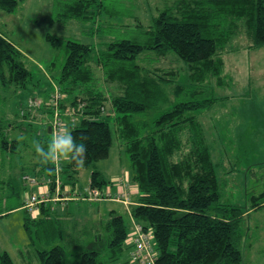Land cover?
<instances>
[{
	"label": "trees",
	"instance_id": "1",
	"mask_svg": "<svg viewBox=\"0 0 264 264\" xmlns=\"http://www.w3.org/2000/svg\"><path fill=\"white\" fill-rule=\"evenodd\" d=\"M17 4V0H0V10L12 13ZM54 6L55 18L62 22H88L105 10L104 0H54ZM230 19L242 21L250 39V50L264 47V0H184L165 7L151 18L144 41L116 39L98 52L91 45L72 39L45 36L53 48L60 45L64 48L65 59L54 80L62 98L70 101L73 117H68V126L74 139L86 145L82 165L64 159L62 180L75 191L79 170H91L88 187L101 190L107 186L96 164L109 155L112 128L104 118H113L114 131L123 142L131 168L130 181L138 193L130 217L152 231L154 264H245L240 247L241 224L247 211L245 207L221 203L217 164L212 161L198 118L202 114L198 112L210 109L220 99L212 95L210 86L214 80L219 85L224 78L222 52L236 32ZM145 53H154L156 60L174 54L186 65L185 82L179 83L172 71L142 68L137 59ZM93 66L102 71L103 80L113 87L111 93L108 86L106 90L98 87ZM32 80L23 54L0 33L1 85H13L25 92L29 91ZM169 84H174L175 101L161 111V104L167 103L165 88ZM44 106L52 114L49 101ZM153 111L159 113L152 115ZM45 128L46 132L36 138L43 144L51 138H43L45 134L48 136L50 127ZM13 129L11 124L0 123L3 158L16 155L17 138L13 133L9 136ZM26 170L39 178L54 177L51 160L41 164L37 158ZM25 172H21L20 180L11 177L6 180L2 172L0 218L20 207V196L26 189L22 176L28 175ZM122 181L129 183L125 178ZM251 200V209L260 208L264 205V192ZM57 208L42 206L36 218L23 209V229L29 243H35L31 225L43 233L42 237L37 236V242L43 245V249L36 250L37 264H70L65 246L54 244L46 249L56 240H62L63 228H68L53 219ZM44 214L47 215L43 217ZM103 224L107 233L105 247L99 251L84 246L73 264L119 263L129 238L128 225L115 211L108 213ZM97 239L96 236L94 240ZM0 264L14 263L7 252L0 251Z\"/></svg>",
	"mask_w": 264,
	"mask_h": 264
},
{
	"label": "rangeland",
	"instance_id": "2",
	"mask_svg": "<svg viewBox=\"0 0 264 264\" xmlns=\"http://www.w3.org/2000/svg\"><path fill=\"white\" fill-rule=\"evenodd\" d=\"M17 1L14 12L6 13L0 10V33L23 54L24 64L32 73L33 80L28 87V94L16 89L13 85L2 86L0 83V123H8L15 127V130L9 132V136L13 133L12 136L16 137L18 142L16 155H8L10 157L4 158L0 155V170L4 176L9 169L18 168L16 159L18 155H21V160L25 162V164L22 163V167L25 165V174L36 179L35 185H28L35 193L41 188L46 176L40 178L32 176L26 170L30 169L37 159L33 142L37 141L39 133L42 135L46 132L45 127L52 128L54 120H62L64 126H68V117H73V110L69 106L70 101L64 97L58 100L56 107L50 106L52 114L47 113V108L44 106L53 96L54 91L59 89L54 77L58 76L65 59L63 46L53 48L45 40V36L49 34L60 39H72L88 44L96 52L105 50L106 45L116 39L142 42L145 39L144 32L151 24V18L157 16L165 7H173L184 0H104V12L95 20L88 22L57 21L54 0ZM231 22L235 23L236 32L222 52L225 63L224 78L219 85L214 80L210 86L212 95L220 99L210 109L198 112L202 113L201 115L193 114L198 116L203 126L212 152V161L217 164L216 173L221 203L246 208L247 213L241 224L240 249L243 262L264 264V205L256 210L251 209L250 206L251 198L264 192V47L250 50V39L242 21L234 22L230 19ZM156 58L154 53H145L137 59V63L148 71L161 68L163 69L161 72H175L177 81L185 82L187 76L185 63L172 53L164 59L156 60ZM93 70L98 87L106 90L108 86L107 91L111 93L113 87L103 80L102 71L95 66ZM174 84H169L165 88L167 103L161 104V111L168 109L175 101L172 95ZM153 112L152 115L159 113ZM104 119L112 128V146L108 157L99 161L96 168L107 182L106 187L111 186L110 195L115 197L120 180L126 178L131 183L128 176L131 174V168L123 142L117 138L114 131L113 118ZM38 130L39 132H33ZM47 137H51V132H48V136L43 135V138ZM61 158L63 160V157ZM61 171L62 164L59 172L60 192L65 191V196L70 193L76 195L74 189L62 180ZM81 171L75 178V193L82 192V186L87 181L88 174H85V170ZM115 183L117 185L114 188ZM129 183L125 186L128 201L107 199L103 201L105 203L98 202L99 204L83 201L77 205H69L66 209L68 215H62L67 220L64 226L68 227L63 228L62 240H56L46 249L54 244L65 246L66 260L70 264L77 261L84 246L87 249L101 251L105 247L107 238L103 228V223L107 220L105 210L111 206L114 210L121 212L118 210L121 207L120 204L109 201L119 202L130 208L133 199L130 198L132 192ZM26 189L22 192L21 198ZM134 192L135 200L138 194L136 186H134ZM12 201L11 199L9 202ZM93 203L97 202L93 201ZM64 206L66 204L62 205ZM96 208L99 211L95 215ZM121 214L126 226L128 225L129 238L118 264H130L129 254L135 225L141 228L143 226L135 220L129 226L127 214L124 212ZM23 216V211L17 210L0 218V251H6L14 264H37L36 250L43 249V245L37 242V236L42 237L43 233L41 229L38 230L31 225L35 243H29L23 229ZM72 227L75 228L74 231L70 230ZM69 236L71 239L68 238ZM96 236L98 239L94 240ZM76 244L84 245L78 247Z\"/></svg>",
	"mask_w": 264,
	"mask_h": 264
},
{
	"label": "built area",
	"instance_id": "3",
	"mask_svg": "<svg viewBox=\"0 0 264 264\" xmlns=\"http://www.w3.org/2000/svg\"><path fill=\"white\" fill-rule=\"evenodd\" d=\"M59 89H56L53 96L49 99L51 107H56L58 100L61 98ZM55 116H57L55 114ZM71 121H74L73 119ZM64 123L62 120L56 119L53 122L52 128H50L51 137L57 133V131L63 130ZM54 168V177H46L43 180L41 188L35 193L29 186L35 185L36 179L28 175L22 176V180L25 182L26 191L22 196V208L27 214L36 218L40 215L41 207L45 206L49 202L65 204V201L70 198L65 196V191L60 192L61 182L59 178V172L61 170L62 158L60 156L50 159ZM38 184V183H37ZM36 184V185H37ZM52 186V187H51ZM117 194L115 197L110 195V187H103L101 190L94 188H86L83 192H77L74 197L85 201H105L107 199H116L122 202L128 201V194L125 192L126 183L122 180L118 183ZM51 192V195H50ZM61 194H60V193ZM132 248L130 250V264H154L155 249L153 247L152 231L145 230L143 227L135 225L134 233L131 239Z\"/></svg>",
	"mask_w": 264,
	"mask_h": 264
},
{
	"label": "clouds",
	"instance_id": "4",
	"mask_svg": "<svg viewBox=\"0 0 264 264\" xmlns=\"http://www.w3.org/2000/svg\"><path fill=\"white\" fill-rule=\"evenodd\" d=\"M34 152L41 164H46L50 159L66 157L75 163L82 165L86 153V145L83 142H76L70 126L57 131L46 144L34 141Z\"/></svg>",
	"mask_w": 264,
	"mask_h": 264
},
{
	"label": "crops",
	"instance_id": "5",
	"mask_svg": "<svg viewBox=\"0 0 264 264\" xmlns=\"http://www.w3.org/2000/svg\"><path fill=\"white\" fill-rule=\"evenodd\" d=\"M26 92V94H28V92L29 91H25ZM64 159H66V157H63V160ZM16 161H17V166L16 167H18V168H15V169H13V170H11V169H9L8 171H7V173H6V175H2V178L4 177V179L6 178V180L7 179H10V177L11 178H14V179H19L20 180V177H21V172H24V166L25 165H23V167H22V163H24L25 164V162H23L22 160H21V158H17L16 159ZM18 161H22V162H20V163H18ZM4 163H5V159H4ZM11 166H9V168H10ZM13 167H15V165L13 166ZM21 167V168H20ZM97 169V168H96ZM88 171V172H87ZM99 171V170H98ZM82 171L81 170H79V172H78V174H77V176H79V174L81 173ZM85 174H88V177H87V181H86V183L82 186V189L81 190H85L86 188H88V184H89V173L91 172V170H85ZM100 172V171H99ZM28 173V172H27ZM101 173V172H100ZM129 176V175H128ZM126 179V178H125ZM17 181L19 184H18V189L21 191V189H22V187H21V183H20V181ZM119 181V180H118ZM120 182V181H119ZM117 184L115 183V184H113V187L115 188V186H116ZM129 185L131 186V195H130V198L131 199H133V201H132V205L130 206V208L132 207V206H135L136 205V197H135V200H134V196L135 195H133V192H134V184H132V183H129ZM133 185V186H132ZM113 188V189H114ZM136 191V190H135ZM76 191H74V194H76L75 193ZM69 193V192H68ZM135 193V192H134ZM5 195V193L3 192L2 193V196H4ZM68 197L70 198L69 200H67L68 202H65V204H66V206H64V207H58V202L57 203H53V202H49V203H47L46 204V206L48 205V207H50V209H52V208H57V210H55V215L53 216L54 218L53 219H55V220H57L60 224H61V226L66 222L67 223V220L65 219V217L63 218V216L62 215H64V216H67L68 214H67V211H66V209H68V207H69V205H77V204H79V203H81V202H79V199L77 198V197H74L73 196V193H70L69 195H68ZM110 203H117V204H120L121 205V207H119L118 208V210H120L121 212H124L125 214H127V217H128V223H129V226H130V223L132 224V222H134V220L130 217V208H128V207H125V206H123L121 203H119V202H113V201H109ZM100 203H105V202H100ZM61 204V203H60ZM92 204H99V203H92ZM100 209L104 212V210L100 207ZM17 210H21V211H23V213H24V210H23V208H22V198H21V196H20V207H17V208H15V209H13V210H11V211H9V213H11V212H13V211H17ZM98 208H96L95 209V215L98 213ZM110 211H115V212H117V213H119L121 216H122V214H121V212H118V211H116V210H114L111 206H109L108 208H106V210H105V212H106V214L108 215V213L110 212ZM9 213H7V214H9ZM7 214H5V215H7ZM4 215V216H5ZM47 214H44L43 215V217H45ZM61 220V221H60ZM96 220H97V216H96ZM65 223V224H66ZM6 252V251H5Z\"/></svg>",
	"mask_w": 264,
	"mask_h": 264
},
{
	"label": "water",
	"instance_id": "6",
	"mask_svg": "<svg viewBox=\"0 0 264 264\" xmlns=\"http://www.w3.org/2000/svg\"><path fill=\"white\" fill-rule=\"evenodd\" d=\"M48 132H50V128H48Z\"/></svg>",
	"mask_w": 264,
	"mask_h": 264
}]
</instances>
